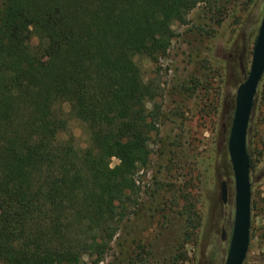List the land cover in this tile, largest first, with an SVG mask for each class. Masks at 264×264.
<instances>
[{"label": "trees", "instance_id": "trees-1", "mask_svg": "<svg viewBox=\"0 0 264 264\" xmlns=\"http://www.w3.org/2000/svg\"><path fill=\"white\" fill-rule=\"evenodd\" d=\"M201 1L5 0L0 264L104 261L137 194L133 177L151 155L150 89L134 58L164 53L162 38ZM47 51L55 63L39 66ZM61 103L82 123L86 147L60 138L68 129Z\"/></svg>", "mask_w": 264, "mask_h": 264}, {"label": "rangeland", "instance_id": "rangeland-1", "mask_svg": "<svg viewBox=\"0 0 264 264\" xmlns=\"http://www.w3.org/2000/svg\"><path fill=\"white\" fill-rule=\"evenodd\" d=\"M4 2L0 0V13ZM263 14L264 0L195 2L186 22L173 25V37L162 38L164 53L156 59L135 56L150 89L146 104L155 122L151 155L133 177L137 194L100 264H225L235 196L228 137L236 90L248 76ZM40 44L31 38V47ZM36 61L45 67L55 63L48 51ZM57 107L68 120L60 138L72 136L75 146L86 147L88 137L69 104ZM247 149L251 239L244 263L264 264V77ZM222 181L228 189L226 203Z\"/></svg>", "mask_w": 264, "mask_h": 264}, {"label": "water", "instance_id": "water-1", "mask_svg": "<svg viewBox=\"0 0 264 264\" xmlns=\"http://www.w3.org/2000/svg\"><path fill=\"white\" fill-rule=\"evenodd\" d=\"M264 75V14L252 52L247 78L237 87L234 114L228 137V154L234 176V220L225 264H243L250 245L251 180L247 134L255 96ZM221 199L226 203L227 184H220ZM223 239V236H222Z\"/></svg>", "mask_w": 264, "mask_h": 264}]
</instances>
